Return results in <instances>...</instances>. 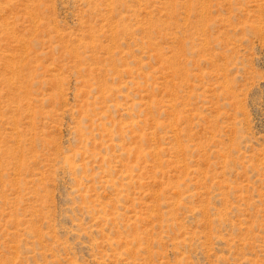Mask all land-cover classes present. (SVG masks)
<instances>
[{
    "label": "rangeland",
    "instance_id": "374dc122",
    "mask_svg": "<svg viewBox=\"0 0 264 264\" xmlns=\"http://www.w3.org/2000/svg\"><path fill=\"white\" fill-rule=\"evenodd\" d=\"M0 264H264V0H0Z\"/></svg>",
    "mask_w": 264,
    "mask_h": 264
}]
</instances>
